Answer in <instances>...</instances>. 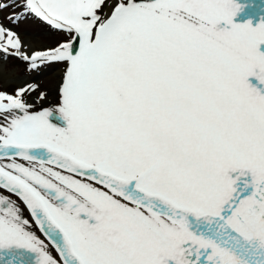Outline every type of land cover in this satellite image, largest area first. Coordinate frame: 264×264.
<instances>
[{
  "label": "snow or ice",
  "instance_id": "1",
  "mask_svg": "<svg viewBox=\"0 0 264 264\" xmlns=\"http://www.w3.org/2000/svg\"><path fill=\"white\" fill-rule=\"evenodd\" d=\"M8 59L0 264H264V0H0Z\"/></svg>",
  "mask_w": 264,
  "mask_h": 264
},
{
  "label": "rangeland",
  "instance_id": "2",
  "mask_svg": "<svg viewBox=\"0 0 264 264\" xmlns=\"http://www.w3.org/2000/svg\"><path fill=\"white\" fill-rule=\"evenodd\" d=\"M4 22L7 23L6 20ZM17 31L21 34L22 41L27 45H30L32 48L41 49L49 47L48 43L42 38V34H39V32H32L28 29H17ZM63 71V65L54 66L47 69L45 73H42L38 79L33 80L34 74H29L22 66L13 64L11 59H8L6 62L0 60V90L5 91L9 85L19 87L25 80L28 82L39 83L43 90L54 88L58 77L62 75ZM54 102L55 97L50 95L49 103Z\"/></svg>",
  "mask_w": 264,
  "mask_h": 264
},
{
  "label": "trees",
  "instance_id": "3",
  "mask_svg": "<svg viewBox=\"0 0 264 264\" xmlns=\"http://www.w3.org/2000/svg\"><path fill=\"white\" fill-rule=\"evenodd\" d=\"M4 16H7L8 13L5 12L3 14ZM19 30L21 29H28L32 32H39V34H42V38L48 43L49 47H54L59 41L64 39V37L57 33L55 30H51L48 28L46 25H44L42 22L35 20V19H30L25 21L24 23L20 24V26L17 28ZM13 64L20 65L23 68H25V65L22 64L20 61L11 59ZM64 70V68H63ZM17 87L14 85H9L5 91L7 92H13Z\"/></svg>",
  "mask_w": 264,
  "mask_h": 264
}]
</instances>
